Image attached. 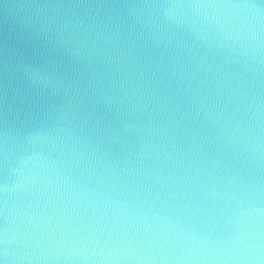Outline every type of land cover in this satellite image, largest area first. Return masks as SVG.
Segmentation results:
<instances>
[{
  "label": "clouds",
  "instance_id": "1",
  "mask_svg": "<svg viewBox=\"0 0 264 264\" xmlns=\"http://www.w3.org/2000/svg\"><path fill=\"white\" fill-rule=\"evenodd\" d=\"M0 264H264V0H0Z\"/></svg>",
  "mask_w": 264,
  "mask_h": 264
}]
</instances>
